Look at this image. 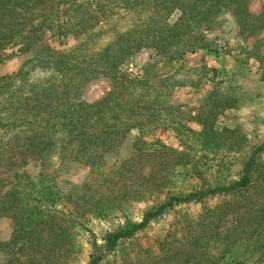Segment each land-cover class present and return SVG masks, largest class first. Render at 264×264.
Returning a JSON list of instances; mask_svg holds the SVG:
<instances>
[{"label":"trees","instance_id":"obj_1","mask_svg":"<svg viewBox=\"0 0 264 264\" xmlns=\"http://www.w3.org/2000/svg\"><path fill=\"white\" fill-rule=\"evenodd\" d=\"M250 1L0 0V61L6 57L4 51L14 49L30 54L27 62L34 61L42 68L55 65L68 70L64 63L71 57L55 46L70 37L79 38L111 16L151 7L156 14L140 32L132 29L120 43L95 53L91 62L71 67L73 72L60 82L40 88L28 85V89L21 84L18 93L13 87L21 69L0 76V168L31 160H38L41 166L36 176L16 173L9 188L0 177V218H9L12 225L11 239L4 243L7 258L1 264H69L73 228L78 224L72 217L74 213L93 211L105 217V209L111 206L124 212L123 205L133 200H154L142 211L139 221L126 219L123 225L107 232L101 248L92 241L93 251L86 264H102L111 252L125 251L139 232L176 206L204 204L212 198L220 202L205 207L187 223L181 238L162 239L155 264H243L247 259L264 264V141L249 151L240 174L230 180L221 179L220 170L211 174L187 150L174 149L159 140L146 141L143 136L155 127L145 131V123L171 119L157 114L153 102H148L150 98L132 101L137 85L144 82L124 68L132 55L150 49L161 57L163 72L168 73L174 63L207 47L204 30L227 12L233 15L241 34H259L264 28V10L253 13ZM170 12L177 13L173 21L169 20ZM260 46L254 43L241 50L259 63L264 81ZM98 77L108 78L110 89L93 102L82 99L84 85ZM145 86L151 84L146 82ZM207 99L211 101L209 108L192 117L201 129L181 128L193 136L198 150H231L236 130L217 129L214 120L225 109L235 107L237 99L216 93ZM158 100L154 102L161 104ZM132 131L137 134L131 155L118 157V147ZM112 156L114 160L109 162ZM55 157L87 166L89 174H94L109 192L95 200L85 199L83 192L76 195L81 202L75 194H64L47 177ZM176 166L189 167L200 186L187 193L171 192L169 185ZM87 188L89 185H84L82 190ZM164 189L165 197L156 201ZM71 199L75 202L69 207L66 203ZM132 257L126 252L122 264L149 262L148 257Z\"/></svg>","mask_w":264,"mask_h":264},{"label":"rangeland","instance_id":"obj_2","mask_svg":"<svg viewBox=\"0 0 264 264\" xmlns=\"http://www.w3.org/2000/svg\"><path fill=\"white\" fill-rule=\"evenodd\" d=\"M150 9L152 7L138 12L123 11L100 22L79 38L70 37L61 46L55 44L60 52L71 57L64 63L68 70L57 68L55 65L42 68L34 61L27 62L30 54H20L14 49H7L4 51L6 57L0 61V76L16 74L21 69L20 77H15L17 83L13 87L18 93L21 92L19 90L21 84L28 89L31 85L40 88L60 82L73 72L71 67L91 62L95 53L114 43H120L124 39L123 35L132 29L140 32L142 27L156 16ZM249 9L253 13L262 12L264 0H251ZM176 18L177 13L170 12L169 20L173 21ZM203 33L207 47L198 48L194 53L185 56L183 60L174 63L168 73L163 72L161 57L155 55L150 49H142L132 55L125 61L124 68L144 82L137 85L131 96L132 101L142 102L150 98L148 102L150 104L153 102L155 112L171 119L150 120L145 123L147 125L142 127L143 130L151 131L154 127L155 129L145 134L143 138L149 142L159 140L177 150H187L198 157L199 165L203 164L202 167L207 168L211 174L215 175L216 170H220V178L230 180L240 174L242 161L249 151L264 141L262 69L255 59L241 50V47L251 48L254 43H260V50L264 53V28L257 35H243L239 32L233 15L227 12L218 16ZM146 82L151 86H145ZM109 89L110 80L98 77L84 85L81 98L93 102ZM215 93L237 99L235 107L225 109L214 120V127L217 129L236 130L231 137V142L236 143L230 147L231 150L223 148L216 153H209L198 150L193 136L181 126H187L195 131L200 130L201 125L192 117L209 108L211 101L207 97ZM156 99L162 103H155ZM178 129L183 131L180 132ZM136 134V131H132L125 137L124 142L117 149L118 157L125 158L131 155V144ZM108 160L112 162L114 157ZM40 169V162L31 160L22 164L16 163L11 167H1L0 177L4 180L5 188H9V183L16 173L24 172L36 176ZM47 172L48 180L55 182L64 194H75L74 198L85 192V199L95 200L109 192V189L99 185V180L94 179V174H89L87 166L77 161L68 162L55 157L52 160V168ZM84 185H89L85 191L82 190ZM199 186V179L193 175L189 167H175L169 185L171 192L187 193ZM165 190L155 199L156 201L165 197ZM77 200L81 202V199ZM72 202L75 200L67 201V206L71 207L74 204ZM219 202L220 199L212 198L204 204L190 203L176 206L139 232L134 240L126 245L125 251L111 252L102 264H122L126 252L130 257L133 256L132 258L135 255H140V259L148 257L147 264H155L154 256L162 250V239L166 236L181 238L187 223L195 220L205 207H213ZM153 203L154 200H133L130 205H123L124 212L116 206H111L105 209V217L97 216L93 211L74 213L72 217L78 224L73 228L75 230L73 251L67 258V262L86 264L93 251L92 241L101 248L103 237L107 232L123 225L126 219L139 221L142 211ZM11 236L10 219L1 217L0 264L7 258L8 247L4 243L9 242ZM243 264H254V259H247Z\"/></svg>","mask_w":264,"mask_h":264}]
</instances>
